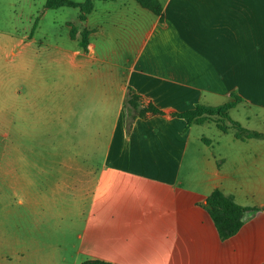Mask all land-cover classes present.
<instances>
[{"label": "crops", "instance_id": "1", "mask_svg": "<svg viewBox=\"0 0 264 264\" xmlns=\"http://www.w3.org/2000/svg\"><path fill=\"white\" fill-rule=\"evenodd\" d=\"M154 1L158 13L138 0H93L84 20L80 7L45 4L78 8L75 23L67 13L0 31L12 125L30 129L18 153L26 163L14 166L43 175L13 189L30 213L77 230L68 244L20 238L3 264L264 263V137L238 138L232 126L264 134V0ZM129 88L163 111L130 131ZM230 101V119L174 115ZM36 139L53 143L35 150ZM216 188L258 208L227 239L206 208Z\"/></svg>", "mask_w": 264, "mask_h": 264}, {"label": "rangeland", "instance_id": "2", "mask_svg": "<svg viewBox=\"0 0 264 264\" xmlns=\"http://www.w3.org/2000/svg\"><path fill=\"white\" fill-rule=\"evenodd\" d=\"M74 1L82 4L87 0ZM45 4L46 0H0V31L22 34L34 22L46 27L50 19L54 17L60 19L59 17H61L63 21L67 13L70 23H75L71 17L79 12L78 8H64L62 11H55L46 9ZM47 10L48 18L45 16ZM71 25L74 36L77 29L75 24ZM84 33L87 35V32ZM4 59L6 61L5 57ZM2 78L5 82L4 86L0 82V264L4 262L6 248L16 246L20 238L25 242L35 237L42 240V244H68L75 241L77 232V230L72 232L70 228L73 221L44 220L43 216L38 217V215L30 213L27 206L19 204L20 195L16 194L13 184L19 180L29 181L32 177L36 180L42 179L43 175L28 172L26 168L18 173L14 166V164L26 163V161H22L21 157H18V153L22 154L23 151H28L30 129L26 121H21L23 124L20 125H12L11 86L10 83H6L8 80L6 77ZM55 131L59 132V129L55 128ZM33 141L35 143L30 141L31 148L35 150L45 148L46 144L53 143L50 140L44 143H40L37 139Z\"/></svg>", "mask_w": 264, "mask_h": 264}, {"label": "trees", "instance_id": "3", "mask_svg": "<svg viewBox=\"0 0 264 264\" xmlns=\"http://www.w3.org/2000/svg\"><path fill=\"white\" fill-rule=\"evenodd\" d=\"M145 6L151 7L155 12L160 9L154 0H138ZM80 7L81 19L86 18V14L93 9L92 0L85 3H77L74 0H46V7L57 9L60 7ZM87 35L84 33L83 44H86ZM235 105L234 101H230L223 106L209 107L198 104L195 108L181 113H174L179 117L188 120V123L202 124L212 116L218 115L222 120L230 119L228 111ZM125 110L127 116V130L130 131L132 125L137 118H147L151 114H161L163 111L155 106L152 102H147L144 97L136 92L133 88H129L125 99ZM232 126L236 129L238 138H263L264 134L258 131L249 130L240 123L232 121ZM225 129L224 125H221ZM206 208L213 218L215 225L222 239H227L235 235L243 226L245 215L248 211L257 210L256 207H245L238 204L234 197L225 194L221 189H214L206 200ZM81 264H112L111 262L100 259H85ZM264 264V263H263Z\"/></svg>", "mask_w": 264, "mask_h": 264}]
</instances>
